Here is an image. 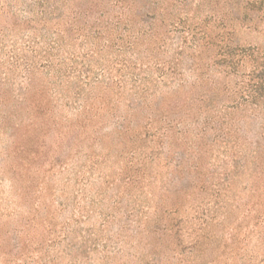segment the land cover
Instances as JSON below:
<instances>
[{
  "label": "rangeland",
  "instance_id": "1",
  "mask_svg": "<svg viewBox=\"0 0 264 264\" xmlns=\"http://www.w3.org/2000/svg\"><path fill=\"white\" fill-rule=\"evenodd\" d=\"M0 264H264V0H0Z\"/></svg>",
  "mask_w": 264,
  "mask_h": 264
}]
</instances>
